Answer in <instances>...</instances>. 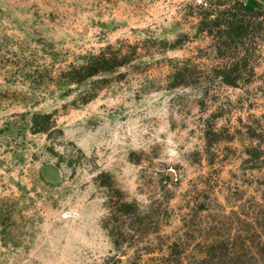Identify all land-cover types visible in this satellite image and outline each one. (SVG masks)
I'll use <instances>...</instances> for the list:
<instances>
[{
	"label": "rangeland",
	"instance_id": "374dc122",
	"mask_svg": "<svg viewBox=\"0 0 264 264\" xmlns=\"http://www.w3.org/2000/svg\"><path fill=\"white\" fill-rule=\"evenodd\" d=\"M0 264H264V11L0 0Z\"/></svg>",
	"mask_w": 264,
	"mask_h": 264
},
{
	"label": "trees",
	"instance_id": "16d2710c",
	"mask_svg": "<svg viewBox=\"0 0 264 264\" xmlns=\"http://www.w3.org/2000/svg\"><path fill=\"white\" fill-rule=\"evenodd\" d=\"M251 11L255 12L258 15H261V12H259V11H256V10H251ZM224 23H227V21H225ZM227 26H232V23H229V25L227 23ZM238 28H239V26H238ZM98 60H100V61H98V63L90 64L89 66L83 67L85 69H84V74L81 76L82 78L85 77V76L94 75V74L98 73L99 71H103V70H105V69H107L108 67L111 66L109 64L110 60L108 61L105 58H103L102 60L101 59H98ZM81 77H79L78 79H82Z\"/></svg>",
	"mask_w": 264,
	"mask_h": 264
},
{
	"label": "crops",
	"instance_id": "0c3cea01",
	"mask_svg": "<svg viewBox=\"0 0 264 264\" xmlns=\"http://www.w3.org/2000/svg\"><path fill=\"white\" fill-rule=\"evenodd\" d=\"M242 3L251 10L264 11V0H241Z\"/></svg>",
	"mask_w": 264,
	"mask_h": 264
},
{
	"label": "built area",
	"instance_id": "2783aa9c",
	"mask_svg": "<svg viewBox=\"0 0 264 264\" xmlns=\"http://www.w3.org/2000/svg\"><path fill=\"white\" fill-rule=\"evenodd\" d=\"M238 1H240V2L242 3V1H241V0H238Z\"/></svg>",
	"mask_w": 264,
	"mask_h": 264
}]
</instances>
